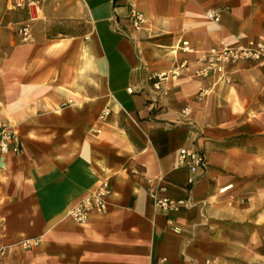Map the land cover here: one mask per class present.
<instances>
[{
  "label": "crops",
  "instance_id": "crops-1",
  "mask_svg": "<svg viewBox=\"0 0 264 264\" xmlns=\"http://www.w3.org/2000/svg\"><path fill=\"white\" fill-rule=\"evenodd\" d=\"M26 17L0 0V124L23 145L0 153V264H264V62L227 64L232 83L197 71L215 45L264 43V0H44L32 43ZM103 180L106 209L74 220ZM153 187L185 203L157 209Z\"/></svg>",
  "mask_w": 264,
  "mask_h": 264
},
{
  "label": "built area",
  "instance_id": "built-area-1",
  "mask_svg": "<svg viewBox=\"0 0 264 264\" xmlns=\"http://www.w3.org/2000/svg\"><path fill=\"white\" fill-rule=\"evenodd\" d=\"M44 0H10L13 7H23L27 10V17L18 26L17 34L24 43H32L35 41L34 23L41 18ZM207 17L213 21H220V12L216 9H209L206 12ZM146 22L145 16L141 10L132 6L128 15V23L135 29H141ZM183 51H191L189 42H183ZM201 66L197 70L201 76H208L213 73L219 74V79L225 83L231 82V76L226 72L225 66L230 63H238L242 61L264 62V43L259 44L254 40L248 44L241 46H230L225 43L211 47L203 56L199 58ZM186 61L182 62V65ZM186 66V65H185ZM167 75L154 73L151 79L154 80V87L161 89L162 80L166 79ZM134 87L129 88L133 92ZM140 89V87H138ZM111 110L105 108L99 115V120H105ZM184 114H188V109H185ZM23 151L22 140L19 133L10 123L0 124V153L7 154L9 152L21 153ZM179 162L187 165L192 174H195L200 168H204L207 164L205 155L194 148L183 147L179 152ZM195 177L189 178V183H193ZM112 193L111 185L107 180H103L101 184L93 191L86 194L83 198L75 202L70 210V216L80 223L87 222L89 215L92 212L101 213L107 207V202ZM150 195L154 206L157 209L166 212L178 211L184 200H178L171 197H160L157 188L153 187L150 190ZM39 245V239L32 238L23 241V246L26 248H34ZM15 264V263H9ZM207 264L213 262L207 261Z\"/></svg>",
  "mask_w": 264,
  "mask_h": 264
},
{
  "label": "rangeland",
  "instance_id": "rangeland-1",
  "mask_svg": "<svg viewBox=\"0 0 264 264\" xmlns=\"http://www.w3.org/2000/svg\"><path fill=\"white\" fill-rule=\"evenodd\" d=\"M251 41V40H250ZM230 76H231V74H229ZM230 83H232V77H231V82ZM185 109H188L187 107L185 108ZM184 109V110H185ZM184 110H183V112H184ZM184 114V113H183ZM187 115H189V109H188V114Z\"/></svg>",
  "mask_w": 264,
  "mask_h": 264
}]
</instances>
